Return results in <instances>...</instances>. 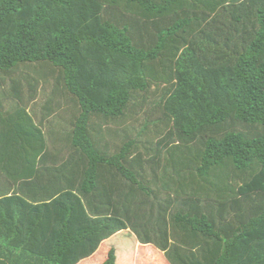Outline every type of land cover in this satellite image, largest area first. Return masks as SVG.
I'll return each instance as SVG.
<instances>
[{
    "label": "trees",
    "instance_id": "obj_1",
    "mask_svg": "<svg viewBox=\"0 0 264 264\" xmlns=\"http://www.w3.org/2000/svg\"><path fill=\"white\" fill-rule=\"evenodd\" d=\"M117 233L135 264H264V0H0V249L27 252L0 264Z\"/></svg>",
    "mask_w": 264,
    "mask_h": 264
},
{
    "label": "crops",
    "instance_id": "obj_2",
    "mask_svg": "<svg viewBox=\"0 0 264 264\" xmlns=\"http://www.w3.org/2000/svg\"><path fill=\"white\" fill-rule=\"evenodd\" d=\"M119 235H123V233H117V234L113 235L112 237H110L109 239L103 241L100 244L97 251L92 256L85 258V259H82L76 264H102L108 258V254H109V251L111 249H114L115 253L117 254V264H135L136 256H134V255L128 257V260H122L121 259L124 256L123 253L125 251H129V250H126L125 248H120V245H118V241L120 240ZM0 250H2V252L6 253V254L9 251H12L14 254H19L21 256L27 254V252H25L24 249L10 250L9 248H5V249H0ZM144 255H147V254H144ZM145 257H147V256H145ZM18 262L20 263V262H22V260L19 258ZM21 264H26V263H21ZM29 264H42V263H39L38 261H36V262L34 261L33 263H29Z\"/></svg>",
    "mask_w": 264,
    "mask_h": 264
},
{
    "label": "rangeland",
    "instance_id": "obj_3",
    "mask_svg": "<svg viewBox=\"0 0 264 264\" xmlns=\"http://www.w3.org/2000/svg\"><path fill=\"white\" fill-rule=\"evenodd\" d=\"M2 88H3V92L5 89L6 93H8V91L10 89L9 85L8 84L5 85V83L2 84ZM49 90H50V87L47 86V88L45 87L44 92H48ZM45 96H46V94L41 93L40 96L38 97V99L34 102V105H33V102L30 105V107H33L35 110H37V115H41L40 114L42 111L41 103L44 101ZM52 123H54V122H51V126H52ZM47 126H48V124H47ZM118 245H120V248H125L126 250H131L134 248L133 242H131V240L128 242L125 240V238L120 239L118 241Z\"/></svg>",
    "mask_w": 264,
    "mask_h": 264
}]
</instances>
